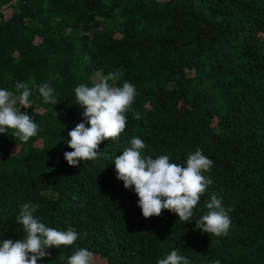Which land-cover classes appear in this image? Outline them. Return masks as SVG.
Here are the masks:
<instances>
[{
	"label": "trees",
	"instance_id": "obj_1",
	"mask_svg": "<svg viewBox=\"0 0 264 264\" xmlns=\"http://www.w3.org/2000/svg\"><path fill=\"white\" fill-rule=\"evenodd\" d=\"M113 71L136 88L126 128L72 167L68 132L89 126L74 89ZM17 82L30 84L24 111L40 130L26 144L0 134V241L23 238L20 209L39 203L41 222L81 238L38 264L80 248L93 264H157L176 249L190 264H264V0H0V89ZM44 82L57 105L39 96ZM135 137L153 158L186 164L201 149L214 162L191 222L146 219L117 179L114 159ZM210 194L230 209L227 235L196 228Z\"/></svg>",
	"mask_w": 264,
	"mask_h": 264
},
{
	"label": "clouds",
	"instance_id": "obj_2",
	"mask_svg": "<svg viewBox=\"0 0 264 264\" xmlns=\"http://www.w3.org/2000/svg\"><path fill=\"white\" fill-rule=\"evenodd\" d=\"M119 77L120 73L113 71L101 76L92 86L82 83L74 89L76 104L84 109L89 126L79 123L68 132L67 146L72 151L65 152L64 156L70 166L78 167L81 161L97 159L100 145L116 140L125 130L136 88L127 81L116 86ZM37 91L45 104H58L54 89L47 82L38 85ZM31 96L30 84L25 82H17L15 92L0 89V134L12 130L15 141L25 144L38 134L39 124L24 111L33 108ZM133 118L140 119V116L134 112ZM130 144L115 157L114 165L117 179L123 182L125 189L134 188L142 215L146 219L159 217L163 210H168L176 214L179 221L191 222L194 209L212 183L205 173L211 172L214 162L201 149L189 154L186 164H179L172 162L169 155L156 158L144 155L147 145L139 137L133 138ZM39 207V203L22 205L16 223L22 225L25 235L16 241H0V264H38L50 255L48 249L69 247L81 238L72 227L62 231L46 226L35 216ZM204 208L207 211L197 218L196 228L208 235H227L231 226L230 209L223 206L216 194H210ZM93 261L94 254L80 248L68 257L66 264H93ZM157 264H190V261L176 249L158 259Z\"/></svg>",
	"mask_w": 264,
	"mask_h": 264
}]
</instances>
